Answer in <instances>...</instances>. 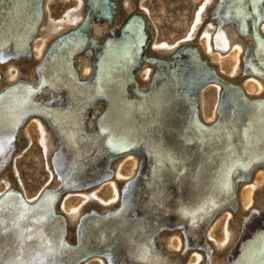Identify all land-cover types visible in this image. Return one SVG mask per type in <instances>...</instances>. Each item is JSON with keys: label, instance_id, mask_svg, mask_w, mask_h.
I'll return each instance as SVG.
<instances>
[{"label": "bare ground", "instance_id": "bare-ground-1", "mask_svg": "<svg viewBox=\"0 0 264 264\" xmlns=\"http://www.w3.org/2000/svg\"><path fill=\"white\" fill-rule=\"evenodd\" d=\"M54 1L0 0V153L39 114L15 153L33 139L46 173L29 195L3 155L0 195L78 191L2 200L0 264H264V0H198L173 40L145 0ZM36 78L57 105L8 87Z\"/></svg>", "mask_w": 264, "mask_h": 264}, {"label": "rangeland", "instance_id": "rangeland-1", "mask_svg": "<svg viewBox=\"0 0 264 264\" xmlns=\"http://www.w3.org/2000/svg\"><path fill=\"white\" fill-rule=\"evenodd\" d=\"M197 1L198 0H145L149 5L151 18L155 22L159 34L166 37L167 40L182 38L181 36L183 35L184 30L189 24L194 3ZM59 5L60 1L57 0H55L54 3H51L53 9ZM51 6L50 8L52 10ZM224 54L227 55L228 53L226 52ZM219 72V75L223 77V73H221V71ZM212 89L213 88L209 86L207 89L203 88L202 90L205 105H207V107H210L215 96ZM22 127L23 126H21L20 129ZM14 155L16 156V159L15 157L12 159H15L16 174H18L22 180L27 194L30 193L29 195H31L46 183L45 168L40 161L38 146H36L35 141L32 139L30 144L20 155H16V153ZM12 159L9 160L11 164L13 161ZM11 164L5 168L6 171L12 168ZM68 199L73 200L74 195H70ZM226 221L227 218H219V221L212 227L211 241L219 240L222 227ZM90 264H97V262L94 261Z\"/></svg>", "mask_w": 264, "mask_h": 264}, {"label": "water", "instance_id": "water-1", "mask_svg": "<svg viewBox=\"0 0 264 264\" xmlns=\"http://www.w3.org/2000/svg\"><path fill=\"white\" fill-rule=\"evenodd\" d=\"M169 59V58H168ZM216 122V120L214 121V123ZM214 123H212L211 125H213ZM211 125H209V126H211ZM168 229H162V231L161 232H163V231H167ZM162 252V251H161ZM183 253V251L181 252V253H179V254H182ZM185 253V255H186V253H187V251H185L184 252ZM169 256H174V255H169ZM205 261H206V258H205Z\"/></svg>", "mask_w": 264, "mask_h": 264}, {"label": "snow or ice", "instance_id": "snow-or-ice-1", "mask_svg": "<svg viewBox=\"0 0 264 264\" xmlns=\"http://www.w3.org/2000/svg\"><path fill=\"white\" fill-rule=\"evenodd\" d=\"M3 223V221L2 220H0V224H2Z\"/></svg>", "mask_w": 264, "mask_h": 264}]
</instances>
